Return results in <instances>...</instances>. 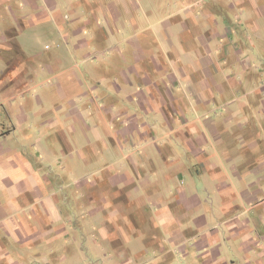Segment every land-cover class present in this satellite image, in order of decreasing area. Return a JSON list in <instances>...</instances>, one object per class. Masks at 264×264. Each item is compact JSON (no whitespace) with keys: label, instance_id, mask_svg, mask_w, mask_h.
<instances>
[{"label":"crops","instance_id":"obj_1","mask_svg":"<svg viewBox=\"0 0 264 264\" xmlns=\"http://www.w3.org/2000/svg\"><path fill=\"white\" fill-rule=\"evenodd\" d=\"M0 264H264V0H0Z\"/></svg>","mask_w":264,"mask_h":264},{"label":"rangeland","instance_id":"obj_2","mask_svg":"<svg viewBox=\"0 0 264 264\" xmlns=\"http://www.w3.org/2000/svg\"><path fill=\"white\" fill-rule=\"evenodd\" d=\"M207 3H209V2H207ZM225 6H226V5H225ZM218 8H219V14H221L220 12H221L222 10H221L220 7H218ZM140 14H143V13H140ZM224 15H225V14H224ZM66 247H67V248H66ZM66 247L61 248V251H62V250L64 251L65 249L73 250L72 247H68V246H66Z\"/></svg>","mask_w":264,"mask_h":264}]
</instances>
